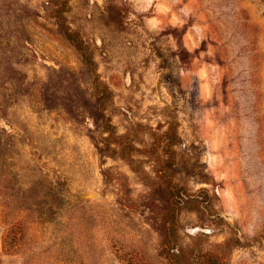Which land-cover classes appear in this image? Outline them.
Instances as JSON below:
<instances>
[{
    "label": "rangeland",
    "instance_id": "obj_1",
    "mask_svg": "<svg viewBox=\"0 0 264 264\" xmlns=\"http://www.w3.org/2000/svg\"><path fill=\"white\" fill-rule=\"evenodd\" d=\"M0 264H264V0H0Z\"/></svg>",
    "mask_w": 264,
    "mask_h": 264
}]
</instances>
